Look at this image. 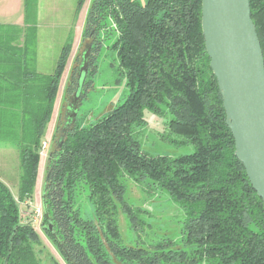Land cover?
Listing matches in <instances>:
<instances>
[{
    "label": "trees",
    "instance_id": "1",
    "mask_svg": "<svg viewBox=\"0 0 264 264\" xmlns=\"http://www.w3.org/2000/svg\"><path fill=\"white\" fill-rule=\"evenodd\" d=\"M83 1L77 0L76 13ZM23 5L25 27L0 25V140L17 148L20 167L16 195L0 179V264H59L34 226L22 221L20 203L32 199L72 30L53 70L38 71L37 0ZM249 5L264 56V0ZM105 38L113 39L110 48L129 92L95 122L74 120L50 152L43 180L47 216L43 212L40 230L66 264H264L263 203L234 155L204 47L201 0H91L82 33L91 44L88 67ZM94 69L87 70L80 99L92 88ZM77 80L75 66L67 97ZM160 106L171 115L170 132L191 143L193 152L170 157L142 151L132 128L145 124L144 110L157 113ZM124 177L134 183L147 178L166 192L182 211L190 252L167 240L146 247L122 242L119 211L135 231L150 225L143 216L148 210L126 201ZM48 223L54 234L44 228Z\"/></svg>",
    "mask_w": 264,
    "mask_h": 264
},
{
    "label": "rangeland",
    "instance_id": "2",
    "mask_svg": "<svg viewBox=\"0 0 264 264\" xmlns=\"http://www.w3.org/2000/svg\"><path fill=\"white\" fill-rule=\"evenodd\" d=\"M143 2V0H138ZM91 0H84L79 11L76 13L77 0H39L37 7L42 11L40 19V29L38 30V45L41 51H45V46L53 45L52 53L58 52V40L63 44L68 33L72 30V41L74 55L68 64V71L79 64L81 53L87 40L82 39L85 27L86 16ZM37 11V10H36ZM73 25V26H72ZM37 28V26H36ZM103 36V35H102ZM111 37V36H110ZM113 39H103L100 49L94 60V65L88 69H93L91 76L93 80L92 88L85 93V97L80 99L76 109V122L78 124H89L107 114L113 107L123 102L129 92L126 85L124 70L119 65L116 52L110 48ZM51 42V43H50ZM38 48V49H39ZM45 61V60H44ZM37 69L44 71L50 67L46 61L42 65L41 60H37ZM72 64V65H71ZM61 76L58 95H63L59 113V118L54 114L46 123L43 131V141L40 160L38 163L36 179L33 188L32 199L20 203V214L22 221L30 222L42 240V246L47 252L52 254L59 264H66L55 246L40 230V222L43 214L42 207V186L45 176L46 161L50 152L55 148V141L59 136V129L63 124V114L65 100L71 94L65 93V88L69 80L70 73ZM90 77V76H89ZM70 98V97H69ZM68 98V100H69ZM171 115L165 106H160L157 113L144 110L145 124L134 126L132 133L140 142L141 149L147 155H168L176 157L182 154L193 152L194 146L187 143L181 135L170 132L168 121ZM57 121V123H56ZM75 123V121L73 122ZM19 160L17 148L9 144L6 139L0 140V179L9 187L10 191L16 195L19 182ZM127 186L125 194L126 201L148 210L150 213L146 221L149 226L144 230L135 231L129 227L126 216L119 211L117 222L122 242L126 245L148 246L158 241H171L173 248L184 249L188 252L192 246L188 244L183 233L182 211L169 200L165 191L154 185L151 180L144 179L142 182L134 183L126 177L122 178ZM139 183V184H138ZM41 248L36 246V249ZM192 264H204L196 262Z\"/></svg>",
    "mask_w": 264,
    "mask_h": 264
},
{
    "label": "water",
    "instance_id": "3",
    "mask_svg": "<svg viewBox=\"0 0 264 264\" xmlns=\"http://www.w3.org/2000/svg\"><path fill=\"white\" fill-rule=\"evenodd\" d=\"M201 30L209 67L215 76L234 155L264 209V56L250 15L249 0H201ZM91 44L84 45L77 65L76 89L64 107L55 148L73 126ZM42 207L47 216L44 186ZM54 234L51 223L43 225Z\"/></svg>",
    "mask_w": 264,
    "mask_h": 264
},
{
    "label": "crops",
    "instance_id": "4",
    "mask_svg": "<svg viewBox=\"0 0 264 264\" xmlns=\"http://www.w3.org/2000/svg\"><path fill=\"white\" fill-rule=\"evenodd\" d=\"M37 0V4H38ZM42 17V11L39 9V7H37V12H36V44H35V61L36 64L38 65L37 60H41L42 61V65H45L46 62L48 64H50V67L44 71L38 70L40 72L43 73H50L55 65L56 59L59 55L62 43H61V39L58 40V45H59V50L58 52H53L52 53V49H53V45L49 44L47 45V47L45 46V51H41V49L39 48L38 45V30L40 29V19ZM0 25H12V26H17V27H25V23H24V5H23V0H0ZM73 26V25H72ZM51 43V42H50ZM73 41H72V45H71V51L70 54L68 56L67 62H66V66L64 68V72L67 73L70 71H68V64L70 63L73 55H74V47H73ZM39 48V49H38ZM46 62H45V61ZM72 65V64H71ZM70 73V72H69ZM61 80V79H60ZM60 85V83H59ZM59 92V87H58V91L56 94V98L54 101V106H53V111L54 114L59 118V113H60V108H61V103H62V96L64 95H58ZM52 115V114H51ZM57 123V121H56Z\"/></svg>",
    "mask_w": 264,
    "mask_h": 264
},
{
    "label": "built area",
    "instance_id": "5",
    "mask_svg": "<svg viewBox=\"0 0 264 264\" xmlns=\"http://www.w3.org/2000/svg\"><path fill=\"white\" fill-rule=\"evenodd\" d=\"M44 143H45V142L43 141V142H42V147H44V146H45V144H44Z\"/></svg>",
    "mask_w": 264,
    "mask_h": 264
},
{
    "label": "flooded vegetation",
    "instance_id": "6",
    "mask_svg": "<svg viewBox=\"0 0 264 264\" xmlns=\"http://www.w3.org/2000/svg\"><path fill=\"white\" fill-rule=\"evenodd\" d=\"M75 89H76V86H75ZM75 89L73 90V92L75 91ZM73 92H72V93H73ZM81 92H82V91H81Z\"/></svg>",
    "mask_w": 264,
    "mask_h": 264
}]
</instances>
